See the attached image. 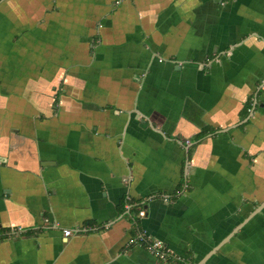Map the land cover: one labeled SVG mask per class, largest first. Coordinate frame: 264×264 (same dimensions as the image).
<instances>
[{"label":"crops","instance_id":"0c3cea01","mask_svg":"<svg viewBox=\"0 0 264 264\" xmlns=\"http://www.w3.org/2000/svg\"><path fill=\"white\" fill-rule=\"evenodd\" d=\"M263 87L264 0H0V264H264Z\"/></svg>","mask_w":264,"mask_h":264},{"label":"built area","instance_id":"2783aa9c","mask_svg":"<svg viewBox=\"0 0 264 264\" xmlns=\"http://www.w3.org/2000/svg\"><path fill=\"white\" fill-rule=\"evenodd\" d=\"M264 89V87H263ZM127 206L128 210H131L132 208L137 209L138 212V218L139 219H144L147 216V211H146V202L144 203H132L131 199L127 200ZM19 232H23L21 229L16 230ZM80 231L76 232L79 233ZM86 232V230H85ZM14 234V233H12ZM74 235V232L71 230H65L64 231V236L65 238L72 237ZM129 246H135L139 245L142 247H146L150 252L153 253V255L162 263L166 264L167 261L172 260L176 261L175 256L167 249L164 243L158 240H152L150 239L144 231H139L134 237H132L128 243Z\"/></svg>","mask_w":264,"mask_h":264},{"label":"trees","instance_id":"16d2710c","mask_svg":"<svg viewBox=\"0 0 264 264\" xmlns=\"http://www.w3.org/2000/svg\"><path fill=\"white\" fill-rule=\"evenodd\" d=\"M161 263H162V262H161ZM166 264H184V262H182V261H180V260H178V261H172V260H169V261H167Z\"/></svg>","mask_w":264,"mask_h":264}]
</instances>
